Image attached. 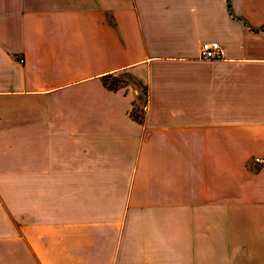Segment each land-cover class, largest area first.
I'll return each mask as SVG.
<instances>
[{
    "label": "crops",
    "instance_id": "obj_1",
    "mask_svg": "<svg viewBox=\"0 0 264 264\" xmlns=\"http://www.w3.org/2000/svg\"><path fill=\"white\" fill-rule=\"evenodd\" d=\"M263 154L264 0H0V264H264Z\"/></svg>",
    "mask_w": 264,
    "mask_h": 264
},
{
    "label": "built area",
    "instance_id": "obj_2",
    "mask_svg": "<svg viewBox=\"0 0 264 264\" xmlns=\"http://www.w3.org/2000/svg\"><path fill=\"white\" fill-rule=\"evenodd\" d=\"M200 56L203 58H219L222 56V51L220 44L215 41H205L201 44L200 47ZM254 161L257 164H263L264 163V154L263 155H254L253 156Z\"/></svg>",
    "mask_w": 264,
    "mask_h": 264
},
{
    "label": "rangeland",
    "instance_id": "obj_3",
    "mask_svg": "<svg viewBox=\"0 0 264 264\" xmlns=\"http://www.w3.org/2000/svg\"><path fill=\"white\" fill-rule=\"evenodd\" d=\"M110 84L112 86H116L118 84H122L124 81H130V82H134L137 86H138V89L140 90V100L138 101V111L137 113L138 114H142V110L141 109V105H143L144 101H145V87L143 84L137 82L136 80H133L132 77H130L128 74H119V75H116V76H112L110 77ZM252 162L256 165H260V164H257L254 159H253V156H252Z\"/></svg>",
    "mask_w": 264,
    "mask_h": 264
}]
</instances>
